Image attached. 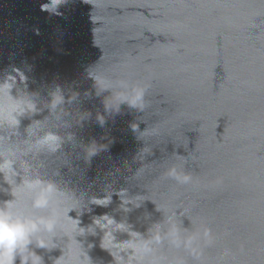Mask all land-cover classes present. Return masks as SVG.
Listing matches in <instances>:
<instances>
[{"label": "water", "instance_id": "water-1", "mask_svg": "<svg viewBox=\"0 0 264 264\" xmlns=\"http://www.w3.org/2000/svg\"><path fill=\"white\" fill-rule=\"evenodd\" d=\"M49 131L56 152L34 143ZM25 145L69 190L70 237L108 215L127 264H264V0H0V151ZM75 239L113 264L99 231Z\"/></svg>", "mask_w": 264, "mask_h": 264}, {"label": "clouds", "instance_id": "clouds-1", "mask_svg": "<svg viewBox=\"0 0 264 264\" xmlns=\"http://www.w3.org/2000/svg\"><path fill=\"white\" fill-rule=\"evenodd\" d=\"M25 115H27L26 110L23 115L14 113V118L19 124L20 118ZM17 126H14V131H17ZM32 126L33 124L27 129L28 139L32 135L30 132ZM34 143L48 152H56L62 144V138L57 132L49 131L41 135ZM8 151L10 154L7 157L0 151V192L10 190L13 193L14 185L23 187L31 193L30 208L33 211L18 210L15 196L11 200H0V264H17V260H19V264H45L43 256L38 255L36 249L50 252L60 246L58 242L64 237L68 238L64 255L59 258H51L50 264H91L89 257L84 252L78 257H73L70 245L73 239L80 245L75 239L76 236L84 235L86 232L96 235L98 231L102 233L101 247L108 250L114 258L113 264H127L124 250H120L121 258L117 259L112 249L108 248L105 243L109 238L115 245L130 240L118 242L116 239L115 234L122 231L124 223H117L114 218L103 215L94 217L92 224L87 228L80 227V221L72 219L69 213L76 210L77 216L80 217L84 215L85 210L82 207L68 208L66 209L67 216L78 221L75 234L70 237L60 227L63 200L68 196L69 190L62 188L57 182L43 177L33 169L27 159L33 153L27 145L19 149L11 146ZM96 151V149H92L89 155L95 154ZM18 152L19 156H17ZM75 199L77 198L75 197ZM95 203L106 205L108 200H96ZM40 210H47L48 215H37L36 212ZM129 231L133 232L131 229Z\"/></svg>", "mask_w": 264, "mask_h": 264}]
</instances>
